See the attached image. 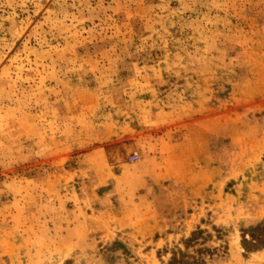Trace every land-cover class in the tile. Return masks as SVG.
Returning a JSON list of instances; mask_svg holds the SVG:
<instances>
[{
	"label": "rangeland",
	"instance_id": "374dc122",
	"mask_svg": "<svg viewBox=\"0 0 264 264\" xmlns=\"http://www.w3.org/2000/svg\"><path fill=\"white\" fill-rule=\"evenodd\" d=\"M260 224L264 0H0V264H264Z\"/></svg>",
	"mask_w": 264,
	"mask_h": 264
},
{
	"label": "trees",
	"instance_id": "16d2710c",
	"mask_svg": "<svg viewBox=\"0 0 264 264\" xmlns=\"http://www.w3.org/2000/svg\"><path fill=\"white\" fill-rule=\"evenodd\" d=\"M202 234L201 230H197L191 233L190 237L184 241L185 248H188L191 244L195 243L198 240V237ZM119 244V243H115ZM264 244V224L257 225L255 228L252 229L250 240L247 241L244 239L243 246L244 248H254L257 246H262ZM209 252V249L200 248L196 251V253H204ZM167 264H204L203 260L199 259L198 257H192L188 260L187 256L181 252L180 250L173 253L172 257L170 258Z\"/></svg>",
	"mask_w": 264,
	"mask_h": 264
},
{
	"label": "built area",
	"instance_id": "2783aa9c",
	"mask_svg": "<svg viewBox=\"0 0 264 264\" xmlns=\"http://www.w3.org/2000/svg\"><path fill=\"white\" fill-rule=\"evenodd\" d=\"M128 162L133 163L138 159V155L136 153H133L132 155L128 156Z\"/></svg>",
	"mask_w": 264,
	"mask_h": 264
}]
</instances>
